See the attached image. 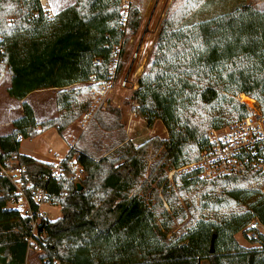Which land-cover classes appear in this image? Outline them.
Instances as JSON below:
<instances>
[{"label": "trees", "instance_id": "trees-1", "mask_svg": "<svg viewBox=\"0 0 264 264\" xmlns=\"http://www.w3.org/2000/svg\"><path fill=\"white\" fill-rule=\"evenodd\" d=\"M175 1L159 24L146 69L130 95L132 113L148 129L160 122L167 139L134 147L122 138L97 158L77 146L82 133L59 162L62 172L53 176L54 164L19 153L20 140L55 129L65 141L69 128L87 111L85 92L71 86L106 72L119 39L118 3L75 0L49 20L36 0H0V81L9 75L7 96L21 102L23 111L12 129L0 135V162L24 167L33 186L43 188L61 210L60 218L43 220L32 235L27 218L5 209L14 188L0 176V264H26L29 238L40 252L39 264H264V244L244 249L234 238L253 220L264 226V196L257 187L239 188L242 179L198 182L192 174L174 175L180 191L203 188L201 210L231 204L246 208L214 222L199 219L181 236L168 238L171 216L159 198L172 210L165 170L194 163L208 129L244 116L238 95L264 108V13L241 6L189 23L205 0ZM139 24L134 8L129 33ZM94 59L101 65L95 66ZM46 90H57L59 115L37 123L25 99ZM149 149L157 158L147 168ZM76 169L83 176L80 190L72 180Z\"/></svg>", "mask_w": 264, "mask_h": 264}, {"label": "rangeland", "instance_id": "rangeland-1", "mask_svg": "<svg viewBox=\"0 0 264 264\" xmlns=\"http://www.w3.org/2000/svg\"><path fill=\"white\" fill-rule=\"evenodd\" d=\"M59 0H53L54 5H57ZM185 0H176L177 5L183 4ZM64 2L71 3L73 0H64ZM173 0H134V8L138 11L140 20L139 27L135 33H129L127 38L132 39V43H126L123 50L122 59L120 61L119 77L124 75L129 76L131 82H136L137 68L144 65L146 69L147 63L150 58L149 50L154 45V25L157 22V26L165 18L168 9L171 7ZM155 3L156 6H155ZM241 6H251L257 11L264 13V0H205L195 8L192 17L189 19V23H196L212 19L231 12ZM68 7V6H67ZM65 7V8H67ZM57 8V7H56ZM60 12V11H59ZM152 14V17L150 18ZM151 21V22H150ZM149 23L150 27H149ZM144 28H149L144 33ZM149 34L142 47L140 48V55L134 61H131V53L135 49L139 38ZM142 38V40H143ZM134 48V49H133ZM150 48V49H149ZM133 69L131 71L132 65ZM9 87V75L4 73L0 81V135L9 132L12 126H8V123H12L14 120L22 116V109L18 108V102L10 99L7 96V88ZM132 90H122L117 88L112 94L111 99L107 107L103 110H99L96 118L91 121L88 127L84 128L80 126L79 116L73 125L69 128L66 135L65 142L71 147L73 146L82 133L80 143H77L79 148H83L90 152L94 157H102L109 148L116 146V144L125 138L130 141L134 147L141 146L152 139L165 140L167 139V133L160 122H156L152 129H148L144 122L136 117L132 113L133 102L130 98ZM57 90H46L31 95L28 99L32 107H34L35 120L37 122H43L48 119L56 118L59 115V111L55 105V94ZM80 99V98H79ZM17 106V108H15ZM133 114V116H132ZM104 124V127H101ZM101 128V129H100ZM77 137L73 138L71 135ZM67 146L62 141L54 130H47L38 136L24 140L21 145V151L26 154H32L36 158L45 161L60 160L66 151ZM157 154H153L152 150L147 151V168L156 160ZM58 164V163H57ZM79 169H76V173ZM172 171V170H171ZM167 177L166 181L170 186V197L169 200L172 204V210L170 205L163 200L162 196L159 195L164 210L171 216V229L168 234L173 235V238H177L184 234L189 228H191L196 221L204 218L214 222L219 216H224L229 213H238L245 210L246 207L242 205H232L228 208L217 209L215 211L201 210L199 203V196L203 191L201 187H193L189 190L180 191L176 187L177 181L175 177L181 174H174L171 179L169 178L170 171L165 170ZM147 176V175H146ZM83 178L82 173L77 182L74 184H80L79 181ZM238 187L241 189L251 190L253 189L250 181L240 182ZM218 193V192H217ZM170 208V209H169ZM42 210L46 213L47 220L50 222L55 221L61 217L60 207L57 205L49 206L43 205ZM157 211H161V207L157 206ZM239 246L244 249H250L251 244L247 242L242 232H239L234 236ZM40 252L38 248H32L31 252L27 256L26 264H39ZM200 264H208L206 261L200 262Z\"/></svg>", "mask_w": 264, "mask_h": 264}, {"label": "built area", "instance_id": "built-area-1", "mask_svg": "<svg viewBox=\"0 0 264 264\" xmlns=\"http://www.w3.org/2000/svg\"><path fill=\"white\" fill-rule=\"evenodd\" d=\"M40 13L51 20L53 17L74 3L59 0L54 5L53 0H36ZM118 3L117 30L119 39L111 49V60L105 73L92 74L85 82L75 83L71 86L75 90H83L89 102V107L80 119V126L86 128L99 110L107 107L109 99L117 88L122 90H136L137 81L131 82L128 75L119 77L120 61L124 46L132 43L128 39L131 14L134 9V0H116ZM57 7V8H56ZM35 16L37 13L34 14ZM109 37V36H108ZM108 47V46H106ZM141 47V46H140ZM131 53V61L138 58L139 48ZM95 66L101 65L100 59H94ZM240 94L237 101L244 107L245 114L220 128H210L205 133V141L194 163L170 171L169 178L174 174H192L198 182H211L228 179H242L250 181L264 196V108L252 98L245 96L243 102ZM133 116V114H132ZM62 167L55 164L53 176H58ZM0 176L8 180L14 190L6 201L5 209L19 212L29 221L32 235H35L43 220H47L43 205L53 206L43 188L34 187L27 178L24 167H6L0 162ZM81 176L80 170L72 177L77 182ZM243 236L255 248L264 244V226L258 221H251ZM27 256L34 245L32 238L27 239Z\"/></svg>", "mask_w": 264, "mask_h": 264}, {"label": "crops", "instance_id": "crops-1", "mask_svg": "<svg viewBox=\"0 0 264 264\" xmlns=\"http://www.w3.org/2000/svg\"><path fill=\"white\" fill-rule=\"evenodd\" d=\"M74 2H75V0H73V3H74ZM156 4H157V3H155V6H156ZM151 17H152V14H151L150 18H151ZM150 22H151V21H150ZM150 24H151V23H149V27H150ZM156 24H157V22H156L155 25H154L155 29H154V34L152 35L153 38H154V43H155V41H156V37H157L158 29H159V25L157 26ZM148 30H149V28H148ZM148 30H147V28H144V33L147 32ZM148 35H149V34L144 35V38H143V37L139 38V40H138L136 46H138V47L141 46V47H142V45H143V43H144V41H145V39H146V37H147ZM142 38H143V40H142ZM136 46H134V48H136ZM141 47H140V48H141ZM134 48H133V49H134ZM140 48H139V51H140ZM152 48H153V47H152ZM152 48H151V49L149 48L150 50H149L148 53L151 52ZM139 55H140V53H139ZM139 55H138V56H139ZM144 65H145V64H142L141 67H138V68H137L136 75H137L138 77L143 73ZM133 66H134V64L132 65L131 71H132V69H133ZM137 79H138V78H137ZM36 93H38V92H36ZM33 94H35V93H33ZM33 94H31V95H33ZM31 95H29V96L25 99V102H26V103L32 108V110H33V112H34V107H32L31 103H29V101H28V99H29V97H30ZM17 105H18V108H19V107L21 108V102H20V103L18 102ZM15 108H17V106H16ZM34 115H35V113H34ZM36 122H37V121H36ZM37 123H40V122H37ZM8 126H12V124L9 122V123H8ZM50 130H54V132L56 133V135H58L55 129H50ZM9 131H10V130H9ZM4 134H5V133H4ZM71 136L73 137V138H70L71 141H73V139H74V140L77 139V137H75L73 134H72ZM58 137H59V135H58ZM24 140H28V139H21V140H20L19 153L22 154V155H25V156H29V157H31L32 159H34V160H36V161H38V162H43V163H48V164H54V165H55V164L59 163L62 159H64V157H65L66 154H67V153H65L64 156H63L60 160H57V162H54V161H52V160H50V161H45V160H42V159L36 158V157H35L34 155H32V154H26V153H23V152L21 151V145H22V142H23ZM62 141H63V140H62ZM63 142H64V143L66 144V146H67L66 151L69 150L70 146H69L65 141H63Z\"/></svg>", "mask_w": 264, "mask_h": 264}, {"label": "bare ground", "instance_id": "bare-ground-1", "mask_svg": "<svg viewBox=\"0 0 264 264\" xmlns=\"http://www.w3.org/2000/svg\"><path fill=\"white\" fill-rule=\"evenodd\" d=\"M241 99H242L243 102H245V101L247 102L245 96H241Z\"/></svg>", "mask_w": 264, "mask_h": 264}, {"label": "water", "instance_id": "water-1", "mask_svg": "<svg viewBox=\"0 0 264 264\" xmlns=\"http://www.w3.org/2000/svg\"><path fill=\"white\" fill-rule=\"evenodd\" d=\"M80 185L79 184H77V190H80ZM211 252H212V250H211Z\"/></svg>", "mask_w": 264, "mask_h": 264}]
</instances>
